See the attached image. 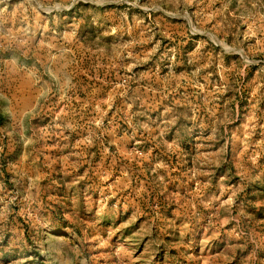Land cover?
<instances>
[{"label":"rangeland","instance_id":"374dc122","mask_svg":"<svg viewBox=\"0 0 264 264\" xmlns=\"http://www.w3.org/2000/svg\"><path fill=\"white\" fill-rule=\"evenodd\" d=\"M0 264H264V0H0Z\"/></svg>","mask_w":264,"mask_h":264}]
</instances>
